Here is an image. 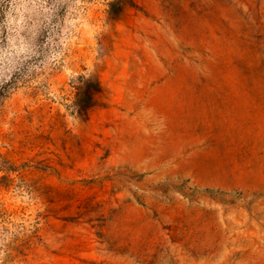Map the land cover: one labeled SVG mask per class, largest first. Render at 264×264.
I'll return each mask as SVG.
<instances>
[{
    "label": "rangeland",
    "instance_id": "1",
    "mask_svg": "<svg viewBox=\"0 0 264 264\" xmlns=\"http://www.w3.org/2000/svg\"><path fill=\"white\" fill-rule=\"evenodd\" d=\"M0 264H264V0H0Z\"/></svg>",
    "mask_w": 264,
    "mask_h": 264
},
{
    "label": "trees",
    "instance_id": "2",
    "mask_svg": "<svg viewBox=\"0 0 264 264\" xmlns=\"http://www.w3.org/2000/svg\"><path fill=\"white\" fill-rule=\"evenodd\" d=\"M4 90H5V88H0V96L3 94V92H4Z\"/></svg>",
    "mask_w": 264,
    "mask_h": 264
}]
</instances>
